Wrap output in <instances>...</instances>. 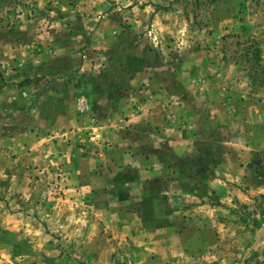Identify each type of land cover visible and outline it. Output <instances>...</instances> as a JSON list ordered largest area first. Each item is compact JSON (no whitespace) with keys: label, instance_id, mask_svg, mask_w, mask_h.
Listing matches in <instances>:
<instances>
[{"label":"rangeland","instance_id":"obj_1","mask_svg":"<svg viewBox=\"0 0 264 264\" xmlns=\"http://www.w3.org/2000/svg\"><path fill=\"white\" fill-rule=\"evenodd\" d=\"M0 264H264V0H0Z\"/></svg>","mask_w":264,"mask_h":264}]
</instances>
